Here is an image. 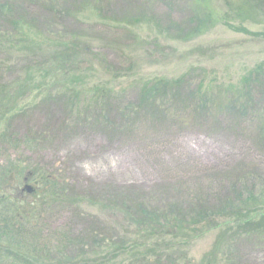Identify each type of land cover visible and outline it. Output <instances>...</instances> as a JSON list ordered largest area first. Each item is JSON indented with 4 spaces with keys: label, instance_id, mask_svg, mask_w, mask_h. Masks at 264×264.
Returning a JSON list of instances; mask_svg holds the SVG:
<instances>
[{
    "label": "trees",
    "instance_id": "obj_1",
    "mask_svg": "<svg viewBox=\"0 0 264 264\" xmlns=\"http://www.w3.org/2000/svg\"><path fill=\"white\" fill-rule=\"evenodd\" d=\"M246 1L264 14V0ZM177 2L0 0V155L38 148L79 129L115 140L135 134L143 124L149 136L131 143L149 154L159 145L165 148L180 129L209 127V122H214L212 128L225 122V129L239 136L242 125L256 119L258 137L264 141V62L238 87L225 88L223 96L203 91L202 82L192 83L189 72L176 79L155 77L132 90H114L109 83L78 84L75 72L90 56L98 59L94 48L109 47L97 37L101 44L92 48L90 34H101L82 22L85 11L98 17L101 31L112 24L151 23L159 33H197L200 24L193 15L172 19ZM155 8L165 11L156 14ZM22 166V160L0 165V264H192L184 253L164 244L166 238L199 234L221 224L230 226L226 231L233 238L222 264H250L240 255V242L255 236L264 240V189L257 198L250 184L242 182L258 176L252 166L242 174L244 179L238 169L207 185L185 180L149 193L97 188L93 203L116 211L131 231L121 232L88 211L76 233L68 228L46 235L50 228L40 219L48 205L78 207L89 196L45 170L32 168L25 177ZM29 177L35 180L34 200L21 197ZM242 187L249 189L246 196Z\"/></svg>",
    "mask_w": 264,
    "mask_h": 264
},
{
    "label": "rangeland",
    "instance_id": "obj_2",
    "mask_svg": "<svg viewBox=\"0 0 264 264\" xmlns=\"http://www.w3.org/2000/svg\"><path fill=\"white\" fill-rule=\"evenodd\" d=\"M164 11V8L154 9L156 14ZM190 14L200 24L195 34L159 33L151 23L112 24L107 31H101L98 17L85 11L80 16L82 22L93 25L91 29L101 34H90L92 48L101 44L98 38L105 40L109 47L94 48L102 62L93 56L87 58L75 72L78 84L89 87L109 83L114 90L128 87L132 90L155 77L176 79L189 72L194 79L192 83L202 82L203 91L223 96L225 88L238 87L256 65L264 62V14L246 0H178L172 19L186 20ZM213 123L209 122V127L180 129L165 148L159 145L152 154L131 143L149 136L145 124L135 134L115 140L79 129L69 135H59L38 148L2 153L0 165L22 160L25 177L31 174L32 168L45 170L60 177L69 188L87 192L89 197L77 204L78 207L63 203L48 205L40 219L50 228L44 235L68 228L76 233L85 225L83 213L88 211L123 232L132 229L127 220L113 209L106 206L101 210L93 203L97 188L109 191L121 187L149 193L185 180L192 182L191 185L198 182L207 185L212 178L238 169L239 177L244 179L242 174L252 166L258 176L242 182L250 184L258 198L264 189V141L258 137V120L242 125L239 136L229 133L225 122L212 128ZM29 178L28 184L34 188L35 180ZM211 186L217 188L214 184ZM23 190V199L34 200L33 191L29 193L24 187ZM248 190L242 187L244 196ZM121 224L124 225L121 227ZM227 227L230 226L221 224L199 234L167 237L164 244L177 253H184L182 256L191 259L192 264H222L231 241ZM151 245L149 242L142 249ZM239 251L250 264H264V240L256 236L242 239ZM1 257L4 260L6 255Z\"/></svg>",
    "mask_w": 264,
    "mask_h": 264
},
{
    "label": "water",
    "instance_id": "obj_3",
    "mask_svg": "<svg viewBox=\"0 0 264 264\" xmlns=\"http://www.w3.org/2000/svg\"><path fill=\"white\" fill-rule=\"evenodd\" d=\"M24 188H25L26 191L29 192V193L32 191V187H31V185H29V184H25Z\"/></svg>",
    "mask_w": 264,
    "mask_h": 264
}]
</instances>
